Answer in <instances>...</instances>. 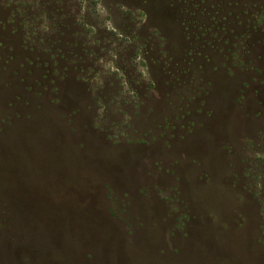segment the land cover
Wrapping results in <instances>:
<instances>
[{
	"label": "rangeland",
	"instance_id": "1",
	"mask_svg": "<svg viewBox=\"0 0 264 264\" xmlns=\"http://www.w3.org/2000/svg\"><path fill=\"white\" fill-rule=\"evenodd\" d=\"M0 264H264V0H0Z\"/></svg>",
	"mask_w": 264,
	"mask_h": 264
},
{
	"label": "trees",
	"instance_id": "2",
	"mask_svg": "<svg viewBox=\"0 0 264 264\" xmlns=\"http://www.w3.org/2000/svg\"><path fill=\"white\" fill-rule=\"evenodd\" d=\"M0 133H1V128H0ZM10 201V196L6 192V189L3 184H0V204H4L5 206L9 204Z\"/></svg>",
	"mask_w": 264,
	"mask_h": 264
}]
</instances>
